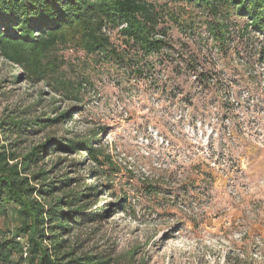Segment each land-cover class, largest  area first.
Masks as SVG:
<instances>
[{
	"label": "rangeland",
	"instance_id": "374dc122",
	"mask_svg": "<svg viewBox=\"0 0 264 264\" xmlns=\"http://www.w3.org/2000/svg\"><path fill=\"white\" fill-rule=\"evenodd\" d=\"M165 20L159 27L172 50L153 58L156 72L146 78L110 64L83 70L90 57L64 50L80 64L70 75H85L77 100L17 77L21 69L0 58V118H52L74 107L71 120L27 136L20 151L49 136L97 134L94 146L110 157L103 167L110 187L92 207L104 216L72 236L79 251L108 264H264V61L223 57L204 27L189 35ZM198 71L206 80L195 81ZM82 156L58 151L39 165L57 179ZM60 158L67 161L53 167ZM0 225L14 221L0 217Z\"/></svg>",
	"mask_w": 264,
	"mask_h": 264
},
{
	"label": "trees",
	"instance_id": "16d2710c",
	"mask_svg": "<svg viewBox=\"0 0 264 264\" xmlns=\"http://www.w3.org/2000/svg\"><path fill=\"white\" fill-rule=\"evenodd\" d=\"M175 1V9L170 10L150 0H0V58L21 69L17 77L43 83L63 100H77L85 75H70L80 64L64 59V50L90 57L80 61L83 70L110 64L128 78H146L156 72L153 58L172 50L159 27L166 18L179 33L194 35L197 27H204L210 48H217L223 57L243 53L251 63L264 61V0ZM186 66L195 70L194 65ZM205 75L198 71L195 81L206 80ZM73 110L70 107L52 118L45 113L0 118V217L14 221L12 227L0 225V264L110 261L79 251L77 235L72 240L77 229L104 216L92 209L110 187L103 170L110 157L94 146L97 134L49 136L19 150L27 136L71 120ZM58 151L83 156L69 160L65 171L53 179L39 164ZM66 161L60 158L53 167ZM147 192L155 189L148 186ZM19 239L27 245L26 257Z\"/></svg>",
	"mask_w": 264,
	"mask_h": 264
},
{
	"label": "built area",
	"instance_id": "2783aa9c",
	"mask_svg": "<svg viewBox=\"0 0 264 264\" xmlns=\"http://www.w3.org/2000/svg\"><path fill=\"white\" fill-rule=\"evenodd\" d=\"M20 241H22V240H20ZM22 245H23V253H22V256L23 257H26V255H27V245L24 242L22 243Z\"/></svg>",
	"mask_w": 264,
	"mask_h": 264
}]
</instances>
